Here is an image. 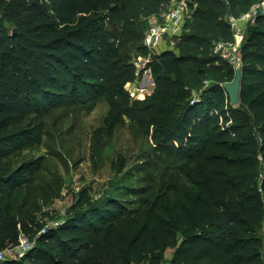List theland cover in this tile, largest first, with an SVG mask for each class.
Wrapping results in <instances>:
<instances>
[{"label": "trees", "instance_id": "obj_1", "mask_svg": "<svg viewBox=\"0 0 264 264\" xmlns=\"http://www.w3.org/2000/svg\"><path fill=\"white\" fill-rule=\"evenodd\" d=\"M174 1L0 0V250L15 245L21 231L33 235L14 212V196L40 167L24 162L11 170L5 159L41 141L42 115L57 105L105 96L111 127L130 122L156 151L175 154L184 172L190 167L185 182H164L155 197L147 196L151 187L122 184L118 194L39 233L22 258L0 264H163L168 249L169 264H264L263 211L243 197L245 177L233 174L242 166L258 170L259 153L264 166V140L259 145L249 133L248 113L263 120L257 130L264 137V14L242 46L239 106L223 87L235 67L215 52L218 41L234 39L229 16L261 0L190 1L197 6L179 51L159 54L153 91L133 99L126 85L137 69L119 41L128 34L138 40L134 27L142 23L146 33L150 17L163 21ZM109 22L123 31L110 33ZM234 195L240 199L229 201ZM86 200L82 195L79 205Z\"/></svg>", "mask_w": 264, "mask_h": 264}, {"label": "rangeland", "instance_id": "obj_2", "mask_svg": "<svg viewBox=\"0 0 264 264\" xmlns=\"http://www.w3.org/2000/svg\"><path fill=\"white\" fill-rule=\"evenodd\" d=\"M192 0H186L187 4ZM197 3L189 10L194 11ZM163 19V14L162 16ZM151 22H162L157 16L150 17ZM257 21H242L228 42V49L242 55V46L248 29ZM142 23L134 28L140 34L138 40L130 34L119 41L121 48L132 57L137 69V79L129 82L126 89L133 99L145 98L155 86V68L159 65V54L164 50L179 51L178 43L189 31L191 25L178 31L174 36L164 38L161 45L149 55L143 50L145 31ZM110 33L122 32L120 24L107 23ZM222 55V60H229ZM204 92L196 93L201 98ZM196 97V98H197ZM236 106H239L238 104ZM109 100L103 96L94 101H69L57 105L42 115L44 131L39 143L30 144L5 159V165L14 169L24 162H39L40 167L33 173H27V183L14 196V212L23 222L33 227L32 239L44 228H52L65 222L71 215L87 208L90 204L103 200L111 194H118L122 184L134 187L153 188L147 193L155 197L164 182L172 180L186 181L182 161L175 154L154 149V143L139 128L128 121L111 127L108 122ZM254 126L249 133H254L259 145L263 143L262 132L257 130L263 120L258 119L254 111H248ZM222 126H226L221 122ZM249 127L246 129L248 130ZM259 167L242 166L234 171V176L245 177L249 186L243 188V197L263 211L261 233L264 241V166L259 153ZM124 165L123 171H120ZM130 171V172H129ZM252 171H257L253 179H248ZM152 189V190H153ZM84 195L87 200L79 205L78 200ZM129 197V196H128ZM133 203L141 197L134 196ZM240 199V195L229 197V201ZM242 198V196H241ZM139 204V203H138ZM264 249V246H263ZM173 249L165 253L163 264H169ZM23 264H32L29 260Z\"/></svg>", "mask_w": 264, "mask_h": 264}, {"label": "built area", "instance_id": "obj_3", "mask_svg": "<svg viewBox=\"0 0 264 264\" xmlns=\"http://www.w3.org/2000/svg\"><path fill=\"white\" fill-rule=\"evenodd\" d=\"M191 13L186 0L174 1L169 11L165 13L162 22H151V26L147 30L144 39V45L147 47L149 55L161 45L165 37L174 36L178 31L182 30L186 18L190 17ZM261 14H264V0L254 3L247 12L239 17L230 15L229 22L232 30L239 35L237 27L240 22L254 21ZM227 45L229 44L226 41H218L215 44V52L228 56L229 61L236 69L237 66L242 65V56L238 52L236 53L228 49ZM47 229L44 228L42 232ZM34 245L35 240L25 231H21L18 242L15 245L0 250V260L22 258L28 251L34 248Z\"/></svg>", "mask_w": 264, "mask_h": 264}, {"label": "water", "instance_id": "obj_4", "mask_svg": "<svg viewBox=\"0 0 264 264\" xmlns=\"http://www.w3.org/2000/svg\"><path fill=\"white\" fill-rule=\"evenodd\" d=\"M17 29H14V33ZM241 80H242V66L239 65L235 69V77L232 81L225 82L223 84L224 89L229 95L231 104H237L241 100Z\"/></svg>", "mask_w": 264, "mask_h": 264}]
</instances>
